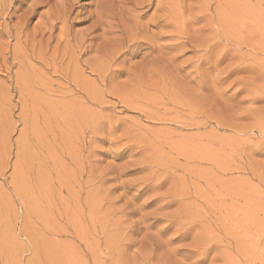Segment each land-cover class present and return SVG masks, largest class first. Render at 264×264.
Here are the masks:
<instances>
[{"label": "rangeland", "instance_id": "obj_1", "mask_svg": "<svg viewBox=\"0 0 264 264\" xmlns=\"http://www.w3.org/2000/svg\"><path fill=\"white\" fill-rule=\"evenodd\" d=\"M17 1L0 264H264V0Z\"/></svg>", "mask_w": 264, "mask_h": 264}, {"label": "snow or ice", "instance_id": "obj_2", "mask_svg": "<svg viewBox=\"0 0 264 264\" xmlns=\"http://www.w3.org/2000/svg\"><path fill=\"white\" fill-rule=\"evenodd\" d=\"M139 54H141V53H138V52H136L135 50H132V51L129 52V54H128V58H130V59H135L136 56L139 55ZM210 63H211V60L209 61V64H210ZM205 70H206V72H211V71H213V69H212L211 67H209L208 65H206ZM227 83H228L227 81H224V84H227ZM222 86H223V85H222ZM133 175H135V173H134ZM151 207H154V205H149V208H151Z\"/></svg>", "mask_w": 264, "mask_h": 264}, {"label": "bare ground", "instance_id": "obj_3", "mask_svg": "<svg viewBox=\"0 0 264 264\" xmlns=\"http://www.w3.org/2000/svg\"><path fill=\"white\" fill-rule=\"evenodd\" d=\"M18 1H19V0H18ZM18 1H17V2H18ZM69 1H70V0H69ZM101 1H102V0H101ZM71 3H72V2H71ZM72 8H73V7H72ZM64 9H65V8H64ZM59 12H60V11H59ZM59 15H60V14H59ZM5 18H6V17H5ZM7 20H8V19H7ZM102 23H103V22H102ZM51 24H52V23H51ZM100 25H101V24H100ZM98 28H99V27H98ZM99 30H100V29H99Z\"/></svg>", "mask_w": 264, "mask_h": 264}]
</instances>
